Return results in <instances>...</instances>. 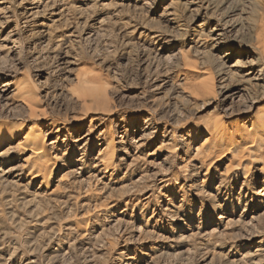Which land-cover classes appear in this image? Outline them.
<instances>
[{
    "label": "rangeland",
    "instance_id": "obj_1",
    "mask_svg": "<svg viewBox=\"0 0 264 264\" xmlns=\"http://www.w3.org/2000/svg\"><path fill=\"white\" fill-rule=\"evenodd\" d=\"M22 86L62 130L38 176L0 144V264H264L260 165L199 160L264 107V0H0V122Z\"/></svg>",
    "mask_w": 264,
    "mask_h": 264
},
{
    "label": "bare ground",
    "instance_id": "obj_2",
    "mask_svg": "<svg viewBox=\"0 0 264 264\" xmlns=\"http://www.w3.org/2000/svg\"><path fill=\"white\" fill-rule=\"evenodd\" d=\"M232 66H234V64ZM203 72L205 75L203 77H205V79H212L211 74L206 76V72ZM205 79L203 78L199 81V85L197 84V88H195L194 92L196 95H209L212 93V85L208 83L209 80L206 82ZM83 81L87 83L89 80L84 79ZM83 81L80 82L84 83ZM16 90L18 91L17 99L25 104L28 108L29 115L27 119L22 118V121L13 125L5 121L0 122V144L20 138L16 145V148L19 151L17 153L19 155L24 154V152H26V154L29 153L27 160L32 162L31 171L36 172V176H38L46 172V167L51 162V151L49 150L48 145L52 144L54 141L48 143V139L52 134H56L57 138L62 127H60L59 123L55 121L48 123L42 121L46 115H44L45 113L44 111L42 112V110H39V114L37 113L38 110L33 106V101L30 99L31 93L27 87H17ZM84 96L89 97V99L94 100L96 103H106V97L102 93H90ZM40 116H42V118ZM210 117L203 125V132L207 134L208 138H206L205 142L202 144V148H205L206 151L205 153H202V159L199 160L202 163H205L208 159L224 156V154H231L233 158H239L240 166L241 160H244L242 158H244L245 155L251 154V160L253 159L255 164H259V170L264 172V107L257 109L255 115L248 121L249 126L244 127L243 129L234 128L229 131L224 125H222L219 114ZM26 121L31 122L27 130H25L26 125L24 126ZM45 124L49 126L47 132L45 131L46 133L42 131V127ZM237 138H239V140ZM109 146L110 145H107V147ZM99 161L104 165V168H110V166H112V159L107 155V152L104 155H100ZM250 162L252 163L253 161ZM209 166L210 165H208V168ZM247 166L244 165L242 167L243 172H248L250 166ZM16 168L15 165H10L8 169L5 170V173L15 171L17 170Z\"/></svg>",
    "mask_w": 264,
    "mask_h": 264
}]
</instances>
